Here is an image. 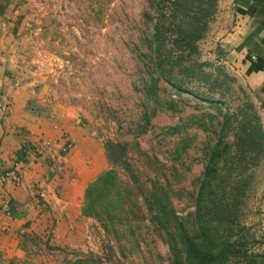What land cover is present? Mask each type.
<instances>
[{"label": "rangeland", "instance_id": "obj_1", "mask_svg": "<svg viewBox=\"0 0 264 264\" xmlns=\"http://www.w3.org/2000/svg\"><path fill=\"white\" fill-rule=\"evenodd\" d=\"M156 1L0 0L14 80L40 99L42 113L60 131L62 151L77 144L71 130L78 127L107 157L85 189L73 232L63 240L51 230L22 234L20 250L5 264H186L179 222L205 247L195 212L210 149L218 143L224 156L235 155L247 98L263 130L264 119L241 72L218 56L213 30L228 29L229 3L218 0L198 41V56L212 75L184 77L189 89L210 100L156 76ZM50 140L24 149V156L39 157ZM257 147L259 162L244 161L222 178L240 188L230 239L264 253V142ZM111 148L117 160L109 158ZM223 155L221 165L229 167ZM20 160L14 158L16 167Z\"/></svg>", "mask_w": 264, "mask_h": 264}, {"label": "crops", "instance_id": "obj_2", "mask_svg": "<svg viewBox=\"0 0 264 264\" xmlns=\"http://www.w3.org/2000/svg\"><path fill=\"white\" fill-rule=\"evenodd\" d=\"M222 1L234 17L224 32L213 30L220 39L218 56L241 72L264 119V0ZM5 39L0 27V264L20 250L22 234L51 230L57 240L66 239L88 183L107 165L101 143L78 127L71 130L77 144L62 151L60 131L52 129L40 99L29 84L14 80ZM48 138L55 142L42 155L24 156V149ZM15 157L21 158L17 167ZM13 167L20 172L17 182Z\"/></svg>", "mask_w": 264, "mask_h": 264}, {"label": "trees", "instance_id": "obj_3", "mask_svg": "<svg viewBox=\"0 0 264 264\" xmlns=\"http://www.w3.org/2000/svg\"><path fill=\"white\" fill-rule=\"evenodd\" d=\"M217 6L218 0H157L152 24L156 76L162 77L180 90L195 92L201 98L210 100L213 99L212 96L189 89L187 84L191 81H186L184 77L212 75L206 69L210 63L198 56V41L208 30ZM218 75L221 73L218 72ZM243 108L246 109L243 117L247 119L240 122L241 132L235 135V148H232L235 155L224 156L227 149H221L215 143L204 167L195 219L203 240H206L205 247L199 245L183 222H179L186 251V264H231L235 259L264 264V253L250 252L238 243L240 239H230L240 188L237 191L236 184L230 179L224 181L222 173L237 172L233 167H239L244 161L245 164L250 160L259 162L260 151L257 146L264 142V130L253 101L247 98ZM111 145L115 147L118 144L112 142ZM108 155L109 158L117 160L118 155H114V149H109ZM222 155L229 167L221 165Z\"/></svg>", "mask_w": 264, "mask_h": 264}, {"label": "built area", "instance_id": "obj_4", "mask_svg": "<svg viewBox=\"0 0 264 264\" xmlns=\"http://www.w3.org/2000/svg\"><path fill=\"white\" fill-rule=\"evenodd\" d=\"M12 174H13V177L16 180V182L19 181V175L17 173V168L16 167L12 168Z\"/></svg>", "mask_w": 264, "mask_h": 264}]
</instances>
